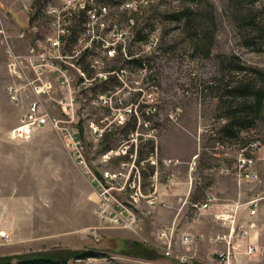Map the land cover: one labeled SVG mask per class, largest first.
Masks as SVG:
<instances>
[{
	"label": "rangeland",
	"instance_id": "1",
	"mask_svg": "<svg viewBox=\"0 0 264 264\" xmlns=\"http://www.w3.org/2000/svg\"><path fill=\"white\" fill-rule=\"evenodd\" d=\"M114 1L119 0H92V8H106L100 18L104 28L81 32V44L74 47L94 39L81 64L91 63L93 74H116L105 85L80 84L71 71L76 97L71 125L83 145L84 166L65 148L68 133L45 126L25 138H8L21 109L10 105L6 87L12 79L0 76V258L80 250L92 256L66 264H208L228 251L232 264H239V256L264 264V0ZM48 5L60 7L58 0H36L35 14ZM132 16L135 29L128 21ZM129 55L140 62L126 63ZM107 91L108 106L93 104L96 94ZM59 97L56 91L53 98ZM239 104L247 105L242 114ZM58 111L52 109L60 117ZM230 114L246 124L231 120L227 134L222 127ZM253 143L256 151L250 150ZM154 150L159 159L180 162L179 180L190 178L197 197L215 181L229 192L231 186L245 189L252 183L244 191L259 196L262 216L255 231L236 237L227 224L225 233L213 237L223 242V251L207 256L199 252L200 239L178 232L180 223L158 226L154 212L166 205L151 192L155 170L144 162ZM136 156L135 174L129 166ZM242 158L251 159L246 173L256 180L242 177L245 171L238 177ZM134 174L140 197L132 202L127 185ZM93 178L108 188L105 197L98 195ZM115 203L133 215L130 227L112 221ZM184 208L183 214L189 213ZM121 219L128 221L124 214ZM254 235L257 241L250 246L247 240ZM143 248L151 250V258L141 256L148 251Z\"/></svg>",
	"mask_w": 264,
	"mask_h": 264
},
{
	"label": "built area",
	"instance_id": "2",
	"mask_svg": "<svg viewBox=\"0 0 264 264\" xmlns=\"http://www.w3.org/2000/svg\"><path fill=\"white\" fill-rule=\"evenodd\" d=\"M60 7H53L48 5L44 10L39 8V14H35V8H32V14L29 19L26 32L34 37L33 42L27 47L23 54L15 53L8 44L9 36L7 32L0 25V47L6 57L5 71L6 74L12 79V83L6 87L9 100L20 106L21 114L18 118L17 124L8 132V138L11 140L25 138L32 132L39 130L45 126L58 132L68 133L67 138L64 140L65 148L74 156L76 163L79 166H84L82 156L83 145L78 137L74 134L75 127L72 126L74 115V102L75 95L72 88L73 76L71 71L80 84L83 82L92 83L96 80L100 81L102 85L107 84L108 79L112 75H116L114 70H102L92 73L91 63H88V71H84L79 66V58L84 55V59L89 54L91 47L96 45L94 39L88 40L80 49H74L79 43L80 46V33L84 31H92L93 26L100 31L103 30L104 24L100 22L105 14L106 8L104 6L92 8V0H58ZM84 10L85 20L80 26L78 37L75 43L68 47L66 39L71 33L72 29V16L78 11ZM39 15V16H38ZM85 26L88 30L85 29ZM114 26L111 27V30ZM42 29L48 31L43 32ZM18 38L24 37V32L17 35ZM40 39V40H38ZM78 46V47H79ZM112 51V50H110ZM109 53V51H108ZM76 67H75V66ZM59 91L60 97L55 99L53 94ZM112 94L107 92L96 94L92 99L93 104L97 106H108L110 104ZM30 98L27 104L24 101ZM57 108L60 117H57L52 109ZM251 151L257 150V144L250 145ZM126 147L119 149L124 152ZM111 153L109 151L107 156ZM135 158L132 159L129 166V171L133 168L135 174L137 170L134 168ZM151 167H156L158 157L156 151L150 154L144 160ZM165 165H174L175 162L165 160L161 162ZM237 175L238 177L245 171L242 177L251 181L256 180L255 175L246 173L247 166L251 164V159L242 158L237 161ZM241 172V173H240ZM129 172L126 174V180ZM133 175L128 187L133 190L132 202H135L140 197L139 192V178ZM240 174V175H239ZM112 177H108L111 179ZM96 184V189L100 197H105L108 194L103 184L93 178ZM124 182L123 186L125 185ZM149 187L154 194L156 190V173H152L149 179ZM121 187V189L123 188ZM213 201L211 196L206 197L205 202L200 205H192V212L190 218H195L201 211L205 210L210 202ZM107 210V206H103ZM112 221L117 223L120 220L125 227L132 225L133 215L131 212L119 203H115L112 207ZM249 217L254 216L257 209V200H251L246 207ZM123 214L126 215L127 220L121 219ZM215 219L221 222H226L229 226V233L231 235L243 236L247 231L253 228L252 223L235 222L233 215L226 213H219ZM172 229L170 228L166 235L168 236ZM162 235V234H160ZM165 236V235H164ZM187 241V240H186ZM164 255H169V247L164 248ZM216 260L209 261L208 264H232L231 254L226 251L225 253H218Z\"/></svg>",
	"mask_w": 264,
	"mask_h": 264
},
{
	"label": "crops",
	"instance_id": "3",
	"mask_svg": "<svg viewBox=\"0 0 264 264\" xmlns=\"http://www.w3.org/2000/svg\"><path fill=\"white\" fill-rule=\"evenodd\" d=\"M35 2L36 0H0V25L7 32L9 36L8 44L15 53L23 54L34 40V37L26 32V28L28 27ZM21 32H24V37L18 38L17 35ZM5 61L6 57L3 49L0 47V76H6ZM4 95L5 92L2 96ZM10 105L14 104L10 101ZM2 129L0 123V130ZM165 160L173 161L175 164H162L161 162ZM179 169L180 162L174 158H158L157 165L154 167V173H156V190L154 194L166 205V208L157 209L154 212V217L157 220L159 219L158 226L167 227L171 222L177 225L180 223L177 229L178 232L181 234H191L200 239L199 252L207 256H215L216 253L222 252L224 249L222 241H215L213 239L216 234L225 233V226H227L226 222L215 219L217 214L226 213L230 216L233 215L235 222L252 223V231L257 227L256 225L260 221L259 218L262 216V209L257 192L255 194H248L246 192L253 188L252 185H249L252 183H246L247 188L245 189L242 186H231V191L229 192L222 186L217 185L218 183L215 181L212 184L213 186L207 187L205 193L197 197L192 193L190 178L179 180ZM189 170H191L190 167ZM148 179L149 177H147V181ZM180 184H184V188L181 189ZM209 190L211 192H207ZM179 191L182 192L180 196L182 203L180 205L177 203ZM208 196H212L213 198L208 207L195 218H189L192 212V205L204 203ZM254 199L257 200V209L254 216L249 217L246 207L248 202ZM186 205L187 208H190V211L189 213L187 211L184 215L183 210H186L184 208ZM256 241L255 235L254 237L250 236L247 240L250 246H255ZM236 258L239 264H254L255 260H257V257L249 256H239Z\"/></svg>",
	"mask_w": 264,
	"mask_h": 264
},
{
	"label": "trees",
	"instance_id": "4",
	"mask_svg": "<svg viewBox=\"0 0 264 264\" xmlns=\"http://www.w3.org/2000/svg\"><path fill=\"white\" fill-rule=\"evenodd\" d=\"M122 1L123 0L114 1V4L118 5ZM84 12H85L84 10L78 11L74 16L71 17L72 18V29H71L70 35L66 39V44H67L68 47H71L75 43V41H76V39L78 37V31L81 29L80 26L84 23V20H85V13ZM128 21L132 22V26H133L132 28L135 29V24H136V21H137L136 18L134 16H132L130 19H128ZM136 40L140 41L142 39H140L138 37V38H136ZM83 60H84V55H81L79 60H78L79 66L84 71H88L87 65H84V63H83V65L81 64ZM139 62L140 61L138 59H134V57H132L130 55L128 56V59L126 60V63H128V64L137 65ZM238 92H239V90H238ZM244 92H245V89H242V91H240V94H244ZM233 95H236V93L233 94ZM240 96H242V95H240ZM253 99L255 101L252 102L253 103L252 107L256 108V106L258 104V100H259L258 92L254 95ZM239 106H242V107H240V108H242L241 110H243V111H240V113L242 114L244 112V110L247 108V105L239 104ZM234 108H236V107H234ZM248 109H249V107H248ZM247 112H249V111H247ZM228 119H230V121L228 123H226L222 127L223 130L225 132H227V134H230L229 133L230 130H231V125L230 124H233L232 123L233 121L239 120V123L241 125H245L246 124L245 123L246 121L244 119H241V120H240V118L237 119L235 114H232V115L230 114V116H228ZM231 120H232V122H231ZM105 150H106V148H105ZM139 159L140 158L138 156H136L135 161H134L135 164H137ZM143 250L147 251L148 249H144L143 248ZM150 251L151 250H148L147 252H141L142 253L141 256L143 258H148V257L151 258L152 256L150 255V253H151ZM90 256H92L91 253H89L87 251H80V250H76V251H58V252H55V253H52V254L35 253V254H24V255H19V256L0 258V264H11V262L13 260H15V262L17 264H66V262L68 260H81V259H84V258H87V257H90Z\"/></svg>",
	"mask_w": 264,
	"mask_h": 264
}]
</instances>
